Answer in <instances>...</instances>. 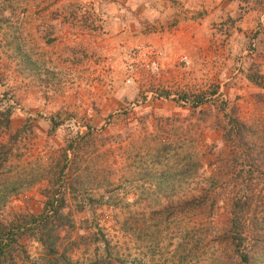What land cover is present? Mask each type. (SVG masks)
<instances>
[{"label":"rangeland","instance_id":"374dc122","mask_svg":"<svg viewBox=\"0 0 264 264\" xmlns=\"http://www.w3.org/2000/svg\"><path fill=\"white\" fill-rule=\"evenodd\" d=\"M188 2L0 0L2 264H264V0Z\"/></svg>","mask_w":264,"mask_h":264},{"label":"crops","instance_id":"0c3cea01","mask_svg":"<svg viewBox=\"0 0 264 264\" xmlns=\"http://www.w3.org/2000/svg\"><path fill=\"white\" fill-rule=\"evenodd\" d=\"M184 1L186 2L187 0H184ZM189 1L190 2H188V3H191V0H189ZM167 2H169V1H167ZM118 3H120V1H118ZM125 4H126V2H125ZM139 4H140V0H128L127 5L130 6V7H128V10H130L129 13L131 14L132 13L131 11L135 10L136 8H138ZM117 5H119V4H111L110 7H117ZM142 7L144 8L146 6H142ZM188 7L192 8L191 5H188ZM168 8L171 9V5H168ZM172 8L175 10L174 6H172ZM194 8H198V7H194ZM175 18L171 19L172 22L169 21L170 18L166 17L164 19V23L165 22L166 23L167 22H171L170 23L171 25H169L168 23L166 24V28H165V32L163 33V36L164 37H168V38H166V40H168V41L169 40H172V41H176V40L188 41L190 44L193 45V49H197L196 48L197 44L194 45V41L199 43L198 40H199V38H201L200 35L203 34V33H201V30H202L201 27H205L208 24L210 19H208V18H200V19H198L196 17L194 18L192 16L189 17V16H184V15L177 16ZM127 19H130V15L129 14L127 15ZM175 24L177 25V27H180V29H182V30L178 31L176 34L173 33L174 31L173 32L172 31L169 32V30L167 28V27H171L172 25H174L176 27ZM185 27H191L192 30H187Z\"/></svg>","mask_w":264,"mask_h":264},{"label":"trees","instance_id":"16d2710c","mask_svg":"<svg viewBox=\"0 0 264 264\" xmlns=\"http://www.w3.org/2000/svg\"><path fill=\"white\" fill-rule=\"evenodd\" d=\"M2 100L3 99L0 98V101H2ZM13 113H14V107L10 103H6L5 107L3 108V110L0 113V116H1L0 121H1V124H3L4 128H6V132L8 130H10ZM52 208H54L52 203L48 202L46 207H45V210H44L43 214L40 216V218L43 220V218L47 217L48 216L47 212H51L53 210ZM3 236L4 235H2L0 233V264H2V260H3L5 253H6L7 246L10 245V242L4 244ZM11 237L13 240H16L15 238H13V237H15V233L13 231L11 233ZM237 238H239V237H237ZM239 246L240 245H238V247ZM242 257H243L244 261H247V259L244 255H242Z\"/></svg>","mask_w":264,"mask_h":264},{"label":"built area","instance_id":"2783aa9c","mask_svg":"<svg viewBox=\"0 0 264 264\" xmlns=\"http://www.w3.org/2000/svg\"><path fill=\"white\" fill-rule=\"evenodd\" d=\"M181 61H182L181 63L187 64V58L186 57H184Z\"/></svg>","mask_w":264,"mask_h":264}]
</instances>
